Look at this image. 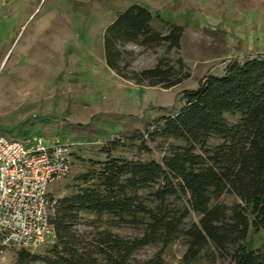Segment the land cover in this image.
<instances>
[{
    "label": "trees",
    "instance_id": "trees-1",
    "mask_svg": "<svg viewBox=\"0 0 264 264\" xmlns=\"http://www.w3.org/2000/svg\"><path fill=\"white\" fill-rule=\"evenodd\" d=\"M155 18L139 4L116 13L102 34L103 58L123 80L166 90L189 78L180 59L161 57L153 67L133 71V53L123 48L178 49L183 27L171 24L162 34L152 26ZM170 112L142 117L143 131L107 140L99 149L105 158L86 161V171L74 178V192L51 200L55 241L49 255L21 249L18 264H141L133 256L149 245L160 250L145 264H163V250L180 239L184 264L208 249L211 262L264 264V245L244 244L250 228L264 229V56L229 60L220 73L181 90ZM226 115L238 118L231 123ZM210 138L220 143L209 145ZM170 140L177 144L163 149ZM129 149L130 157L115 154ZM224 194L237 201L218 202ZM81 213L107 217V227L80 231ZM120 226L139 233L127 238L108 228Z\"/></svg>",
    "mask_w": 264,
    "mask_h": 264
},
{
    "label": "rangeland",
    "instance_id": "rangeland-1",
    "mask_svg": "<svg viewBox=\"0 0 264 264\" xmlns=\"http://www.w3.org/2000/svg\"><path fill=\"white\" fill-rule=\"evenodd\" d=\"M132 4L147 8L156 18L154 29L165 34L171 24L182 26L178 49L165 53L127 44L133 53L129 69L153 67L161 57L180 59L189 78L171 88L137 85L123 80L104 62L102 34L116 13ZM264 56V0H0V130L19 140L41 136L68 145L72 165L65 177L48 189L51 200L74 192V178L88 168L87 160H103L100 147L119 134L143 131L141 118L169 114L176 95L194 88L206 74H218L232 59ZM166 111H157L156 108ZM173 113V112H172ZM229 122L237 116L226 115ZM39 123H48L42 129ZM215 138L209 145L219 144ZM169 144H177L172 140ZM155 157L162 152L148 144ZM132 150L118 151L130 157ZM237 199L224 194L218 202L231 206ZM107 217L81 213L77 228L91 232L106 228ZM122 237L138 231L127 226L108 227ZM55 239L32 255H49ZM247 249L264 245V229L250 228ZM19 250H0V264H18ZM160 245L138 250L133 258L141 264L152 260ZM186 250L178 240L162 252L163 264H184ZM202 251L191 264H220ZM25 264H46L42 261Z\"/></svg>",
    "mask_w": 264,
    "mask_h": 264
},
{
    "label": "built area",
    "instance_id": "built-area-1",
    "mask_svg": "<svg viewBox=\"0 0 264 264\" xmlns=\"http://www.w3.org/2000/svg\"><path fill=\"white\" fill-rule=\"evenodd\" d=\"M68 145L32 136L23 140L0 130V250L33 252L51 238V184L68 175Z\"/></svg>",
    "mask_w": 264,
    "mask_h": 264
}]
</instances>
